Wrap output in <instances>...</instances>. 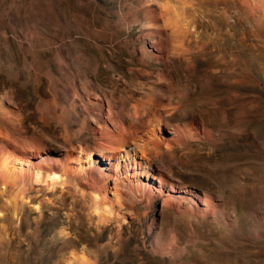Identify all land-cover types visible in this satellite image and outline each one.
Instances as JSON below:
<instances>
[{
    "label": "rangeland",
    "instance_id": "1",
    "mask_svg": "<svg viewBox=\"0 0 264 264\" xmlns=\"http://www.w3.org/2000/svg\"><path fill=\"white\" fill-rule=\"evenodd\" d=\"M103 121L172 130L147 157L190 198L99 221L69 178L13 180L11 140L45 174ZM0 147V264H264V0H0Z\"/></svg>",
    "mask_w": 264,
    "mask_h": 264
},
{
    "label": "bare ground",
    "instance_id": "2",
    "mask_svg": "<svg viewBox=\"0 0 264 264\" xmlns=\"http://www.w3.org/2000/svg\"><path fill=\"white\" fill-rule=\"evenodd\" d=\"M148 43L151 51H163L157 49L152 41ZM103 122V129L93 128L92 151L85 154L67 151L59 160L44 164L47 170L45 174L32 161L31 156L11 140L13 180L21 179L25 172L30 179L49 178L51 183L69 178L75 189L93 202L99 221L106 220L110 214L122 219V206L131 201L154 198L164 191L171 199L190 198V189L179 185L147 157L148 151L159 153L175 142L172 130L161 126L151 132L147 137L151 147L149 150L134 137L113 133L106 127V121ZM8 144V141H4L2 147ZM55 170L60 174L54 173ZM4 171L9 170L0 162V173ZM200 202L203 204L201 198Z\"/></svg>",
    "mask_w": 264,
    "mask_h": 264
}]
</instances>
